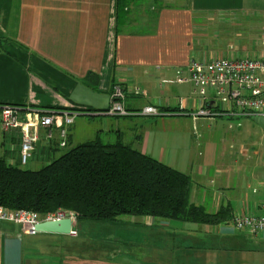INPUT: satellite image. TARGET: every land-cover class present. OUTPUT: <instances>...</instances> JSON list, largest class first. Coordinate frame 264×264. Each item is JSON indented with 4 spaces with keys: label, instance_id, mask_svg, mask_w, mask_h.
Returning a JSON list of instances; mask_svg holds the SVG:
<instances>
[{
    "label": "crops",
    "instance_id": "obj_1",
    "mask_svg": "<svg viewBox=\"0 0 264 264\" xmlns=\"http://www.w3.org/2000/svg\"><path fill=\"white\" fill-rule=\"evenodd\" d=\"M256 18L264 19V0H0V106L20 108L23 121L90 110L68 126L66 148L57 124L51 139L41 128L26 165L20 133H5L0 123V158L38 171L68 147L122 141L187 173L192 205L209 213L230 207L233 216L258 212L264 146L257 148L255 137L263 128L253 118L224 115L218 102L209 107L221 116L194 119L208 103L193 94L192 84L176 82L194 59L264 60V48L255 46L264 44V23ZM116 85L124 88L129 111L155 106L163 115H107ZM113 224L92 228L105 233L94 248L85 237L77 244L80 222L77 236L31 235L0 222V264H264V234L238 232L231 222L127 216Z\"/></svg>",
    "mask_w": 264,
    "mask_h": 264
},
{
    "label": "trees",
    "instance_id": "obj_2",
    "mask_svg": "<svg viewBox=\"0 0 264 264\" xmlns=\"http://www.w3.org/2000/svg\"><path fill=\"white\" fill-rule=\"evenodd\" d=\"M74 110L90 112L85 108ZM191 188L187 173L122 141L83 143L38 171L10 166L0 158V206L11 211L45 217L64 209L73 213L78 223H114L127 216L205 226L232 222L230 207L209 213L192 205Z\"/></svg>",
    "mask_w": 264,
    "mask_h": 264
},
{
    "label": "built area",
    "instance_id": "obj_3",
    "mask_svg": "<svg viewBox=\"0 0 264 264\" xmlns=\"http://www.w3.org/2000/svg\"><path fill=\"white\" fill-rule=\"evenodd\" d=\"M178 83H189L193 85V94L198 95L208 107H201L192 113L194 119L214 118L221 116L209 105L218 102L225 110L224 115L238 118L264 117V60L263 59H231L221 58L213 61L194 59L178 76ZM213 91V98H211ZM138 94L144 93L136 89ZM111 105L105 113L111 116L128 117L142 114L147 116H161L163 113L155 106H148L140 113H133L127 109L126 93L122 86L116 85L111 95ZM180 105H183L180 102ZM20 108L4 105L0 109L1 129L5 132L17 131L21 136V158L22 164L26 165L33 153L36 151L40 140L39 130H48L47 139L53 137L52 127L57 124L60 129V147L68 145V126H72L78 116L83 113L52 112L48 114H36L34 118L23 121ZM70 219L73 223L70 235L77 236L75 228L76 216L64 209H59L45 217L29 211H11L0 206V222L10 221L22 226L31 235H35L36 226L44 221H61ZM238 232L253 235L264 234V202L258 212L238 214L232 222Z\"/></svg>",
    "mask_w": 264,
    "mask_h": 264
},
{
    "label": "rangeland",
    "instance_id": "obj_4",
    "mask_svg": "<svg viewBox=\"0 0 264 264\" xmlns=\"http://www.w3.org/2000/svg\"><path fill=\"white\" fill-rule=\"evenodd\" d=\"M177 4H179L177 2ZM258 15H261L260 13H258ZM258 19V20H257ZM264 23V19L263 18H256L254 19V23L255 24H261ZM262 33V32H260ZM262 41L260 40V42L256 43L255 46L256 48L258 47V50H261L264 48V44L261 43ZM216 117L214 118H207L209 120H214ZM4 131V130H3ZM5 132V131H4ZM6 133V132H5ZM0 136H1V132H0ZM263 137V139H262ZM255 141L256 143H258V145L256 146L257 148L259 147V144L260 142L263 143V146H264V130L261 129L260 133H259V136L255 137ZM71 148H67L66 150H63V153L67 152L68 150H70ZM2 147H0V153L2 152ZM101 223H112V222H95V221H89V220H84V221H81L80 224H81V237H79V239L76 240L77 244L81 241L83 242V238L85 237L87 242L90 243V244H93L94 248H95V245L99 243V241H97L96 239H99L101 236H105V233H102L100 232V230H97V229H92L93 227H95L97 224H101ZM113 224V223H112ZM116 225H111V229L112 231L114 232V230H116ZM118 229V228H117ZM102 233V234H101ZM78 248V247H77ZM93 248V249H94ZM91 249V254H94V253H97L95 252V250Z\"/></svg>",
    "mask_w": 264,
    "mask_h": 264
},
{
    "label": "water",
    "instance_id": "obj_5",
    "mask_svg": "<svg viewBox=\"0 0 264 264\" xmlns=\"http://www.w3.org/2000/svg\"><path fill=\"white\" fill-rule=\"evenodd\" d=\"M254 122L262 127L264 130V117H254ZM73 223L70 219H65L61 221H44L36 226V231L38 233H57L69 235L72 231Z\"/></svg>",
    "mask_w": 264,
    "mask_h": 264
}]
</instances>
